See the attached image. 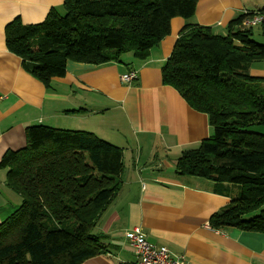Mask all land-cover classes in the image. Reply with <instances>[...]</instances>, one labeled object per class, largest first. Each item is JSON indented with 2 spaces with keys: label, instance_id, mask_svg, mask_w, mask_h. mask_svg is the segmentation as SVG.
Wrapping results in <instances>:
<instances>
[{
  "label": "trees",
  "instance_id": "obj_1",
  "mask_svg": "<svg viewBox=\"0 0 264 264\" xmlns=\"http://www.w3.org/2000/svg\"><path fill=\"white\" fill-rule=\"evenodd\" d=\"M38 23L20 16L5 26L9 51L49 86L68 61L95 65L132 52L145 58L171 33V21L195 14L198 0H63ZM247 14L227 34L187 23L162 67V81L205 113L213 133L176 160L178 175L223 184L230 203L211 215L216 230L264 233V78L251 75L264 60ZM27 144L0 159L22 203L0 223V264H81L106 253L97 224L123 187V149L86 130L33 125Z\"/></svg>",
  "mask_w": 264,
  "mask_h": 264
},
{
  "label": "crops",
  "instance_id": "obj_2",
  "mask_svg": "<svg viewBox=\"0 0 264 264\" xmlns=\"http://www.w3.org/2000/svg\"><path fill=\"white\" fill-rule=\"evenodd\" d=\"M63 0H0V159L27 144L33 125L86 130L123 149V187L100 218L95 233L106 253L81 264H137L127 232L141 227L156 246H166L185 264H264V233L237 228L216 230L211 215L231 196L223 184L178 175L176 160L186 149L212 135L208 116L189 105L162 81V67L185 24L209 26L227 34L236 17L264 8V0H198L195 14L174 17L171 33L145 58L132 52L119 61L95 65L68 61L64 76L45 86L9 51L5 26L20 16L24 23L43 21ZM263 27L264 32V25ZM132 69L137 79L121 80ZM251 75L264 78V60ZM264 133V126L256 128ZM22 203V195L0 169V223Z\"/></svg>",
  "mask_w": 264,
  "mask_h": 264
},
{
  "label": "built area",
  "instance_id": "obj_3",
  "mask_svg": "<svg viewBox=\"0 0 264 264\" xmlns=\"http://www.w3.org/2000/svg\"><path fill=\"white\" fill-rule=\"evenodd\" d=\"M242 24L245 26L264 25V8L246 13ZM138 77V71L132 69L121 75V80L131 82ZM7 94L0 95V102L8 98ZM210 227V225H208ZM130 245L137 256V264H185L183 256H173L166 246H156L146 237L141 227H135L127 232Z\"/></svg>",
  "mask_w": 264,
  "mask_h": 264
},
{
  "label": "rangeland",
  "instance_id": "obj_4",
  "mask_svg": "<svg viewBox=\"0 0 264 264\" xmlns=\"http://www.w3.org/2000/svg\"><path fill=\"white\" fill-rule=\"evenodd\" d=\"M55 9L57 10V12L61 15L65 14L66 10H65V6H64V2L59 5V6H55ZM253 39L261 44H264V32H263V27L261 25H255L253 26ZM125 54L128 53H124L123 56ZM256 130V129H255ZM15 208H12L11 211H14Z\"/></svg>",
  "mask_w": 264,
  "mask_h": 264
}]
</instances>
